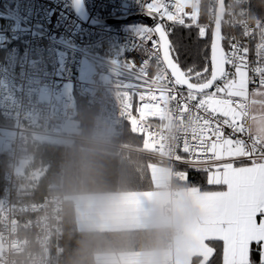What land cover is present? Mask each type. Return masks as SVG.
I'll list each match as a JSON object with an SVG mask.
<instances>
[{"label": "built area", "instance_id": "1", "mask_svg": "<svg viewBox=\"0 0 264 264\" xmlns=\"http://www.w3.org/2000/svg\"><path fill=\"white\" fill-rule=\"evenodd\" d=\"M218 1L205 0L206 18L199 21L201 0H189L199 25L212 28ZM147 2L151 0H82L88 16L83 20L75 12L73 0H0V153L5 152L8 158L0 196V264H62L63 198L59 194L36 198L35 186L45 172L33 167V159L26 153L30 144L87 142L133 150L117 141L129 128L136 136H146L148 149L137 152L166 162L171 182H185L184 170L174 169L189 167L178 159V155H185L177 151L184 132L181 122L167 114L148 117L141 109L144 103H156L141 101L140 94L158 68L166 67L152 54L157 51L152 41L159 42L156 33L152 40L136 47L140 26L130 24L144 20L112 24L90 21L146 15ZM164 2L171 5L172 0ZM153 22L160 23L166 32L183 26L166 17L153 18ZM185 23L191 21L185 18ZM145 24L153 27V23ZM222 24L229 29L225 51L230 50L229 39L235 38L250 49L249 68L258 66L255 45L258 33H264V19L250 14V0H225ZM245 32L257 34L244 37ZM128 61L135 62L136 73L144 70L139 80L135 76L118 78ZM83 63L88 65L85 74L80 71ZM226 68L234 72L231 66ZM120 81L136 85L129 90L131 109L123 107L125 89L119 87ZM259 93L264 94V86L250 83L244 96L232 97L245 129V134H237L240 138H259L251 132V103ZM155 94L159 96V92ZM77 95L95 107L89 135L83 134L76 119ZM224 131L226 136L231 134L226 127ZM182 234L181 229L172 228L167 237Z\"/></svg>", "mask_w": 264, "mask_h": 264}, {"label": "snow or ice", "instance_id": "2", "mask_svg": "<svg viewBox=\"0 0 264 264\" xmlns=\"http://www.w3.org/2000/svg\"><path fill=\"white\" fill-rule=\"evenodd\" d=\"M144 9L146 15L154 19L166 17L174 24L188 28L195 26L201 38L208 34V28L196 22L189 0H172L171 5L164 0H151L144 3ZM185 18L191 23L186 24ZM153 33L159 34V42L152 41L157 49L152 54L158 64L163 63L166 67L158 68L157 75L146 82V91L140 94L141 101L147 99L156 103H144L141 109L148 117L167 114L179 120L184 132L177 151L185 154L178 155L180 162L189 165L192 171L205 172L209 185L226 189L206 191L197 185L194 188L212 225L209 239L223 241L222 264H264V140L237 136L245 134V129L232 100L250 83L264 86V66H261L264 65V33H258L259 42L255 45L258 66L249 68V47L231 38L230 50L225 51L222 42L226 37L212 31L210 67L206 65L202 71L183 70L178 59H173L170 53L175 50L160 23L155 27L142 25L136 33L135 46L140 47L145 41L152 40ZM256 34L245 32L244 37ZM226 66L234 68V72L228 71ZM135 67L134 61L125 62L118 78L135 76L139 80L144 70L136 73ZM249 72L253 75L250 76ZM118 84L125 89L122 93L124 109H131L129 90L136 85L123 81ZM185 87L186 92L183 91ZM213 87L214 91H207ZM225 127L231 130L230 135L226 136ZM240 158H246L249 164L238 166L243 164ZM183 176L190 182L189 170H185ZM253 243L257 245L258 262L252 258ZM213 252L211 247L206 264H210Z\"/></svg>", "mask_w": 264, "mask_h": 264}, {"label": "trees", "instance_id": "3", "mask_svg": "<svg viewBox=\"0 0 264 264\" xmlns=\"http://www.w3.org/2000/svg\"><path fill=\"white\" fill-rule=\"evenodd\" d=\"M250 14L264 19V0H250ZM205 18V0H201L199 21ZM228 30L222 24L224 36L227 35ZM167 33L175 50L170 54L173 59H178L183 70L194 68L196 71H202L206 65L210 67L211 28H208V34L204 38H201L198 30L192 27L178 26ZM222 43L225 49L226 38ZM193 82H195V77H193ZM77 96L76 119L83 134L89 135L95 107L88 104L83 97ZM117 141L136 148L142 147L143 142L129 128ZM26 153L33 159V166L47 165L44 175L35 186L36 198L39 199L49 194H59L63 198L62 264H94L93 255L100 251L143 249L166 245L168 232L163 228L132 232L78 230L73 202L69 199L71 196L82 193L150 189L152 180L148 157L133 151L115 150L91 143H77L68 147L47 143H40L36 146L30 144L27 146ZM7 160V154L0 153V196ZM174 169L189 170L190 182H179L173 179V184L180 187L197 185L202 189L209 188L205 172L192 171L189 167L182 166H176ZM252 249V258L258 262L257 247L254 246ZM221 258V244L215 242V251L210 258V264H222ZM192 264H197V262L194 260Z\"/></svg>", "mask_w": 264, "mask_h": 264}, {"label": "crops", "instance_id": "4", "mask_svg": "<svg viewBox=\"0 0 264 264\" xmlns=\"http://www.w3.org/2000/svg\"><path fill=\"white\" fill-rule=\"evenodd\" d=\"M244 95L245 88L235 97ZM251 132L264 140L262 93L255 95L251 103ZM248 164L249 161H243L238 166ZM149 169L152 180L150 189L91 192L69 197L74 206L76 227L91 232L161 228L168 232L172 228H179L183 234L175 235L172 239L166 237L164 247L96 252L93 255L94 264H192L194 260L197 264H206L211 247L215 251V242L221 244L223 253V241L209 239L212 225L201 208L195 187L173 184L170 181V168L165 164H154ZM208 186L203 190H226L220 185ZM254 246L257 247L255 243L251 247Z\"/></svg>", "mask_w": 264, "mask_h": 264}, {"label": "water", "instance_id": "5", "mask_svg": "<svg viewBox=\"0 0 264 264\" xmlns=\"http://www.w3.org/2000/svg\"><path fill=\"white\" fill-rule=\"evenodd\" d=\"M224 1L225 0H219L218 1L217 7H216V14H215L214 23H213L212 28H211V34H212V31H215L217 33H222V19L224 16ZM73 6H74L75 12L78 14V16L81 19H83V20L88 19L84 5L82 3V0H73ZM135 19H141V20H144L145 22L153 23V27H155V25L158 23V22H153V18L148 16V15H145V14H130V15H126V16L110 17V18L103 19V20L91 19L90 21L92 23L112 24V23H116V22H120V21H131V20H135ZM156 35L159 39V34L156 33ZM210 48H211V39H210ZM161 54H162V49H161ZM210 56H211V52H210ZM210 56H209V59H210ZM184 89H186V87Z\"/></svg>", "mask_w": 264, "mask_h": 264}, {"label": "rangeland", "instance_id": "6", "mask_svg": "<svg viewBox=\"0 0 264 264\" xmlns=\"http://www.w3.org/2000/svg\"><path fill=\"white\" fill-rule=\"evenodd\" d=\"M135 24H138V26H142V25H146L145 24V22H143V21H141V22H131V24L130 25H135ZM87 70H88V65H87V63H83L82 64V66H81V73L82 74H85L86 72H87ZM71 89V84H68L67 85V90L69 91ZM142 140H143V142H142V147H139V148H136V147H132V146H130V145H128V144H126V143H123V142H120L121 143V145H124V146H126V147H128V148H131V149H133V150H124V149H115V150H121V151H133V152H136V153H138V154H142V153H139V152H137L136 150H139V149H148V143H147V140H146V136H141L140 137ZM77 143H87V142H76V143H73V144H68V145H64L65 147L66 146H73V145H75V144H77ZM57 145V144H56ZM142 155H144V156H146V157H148L150 160H149V167L150 166H153L154 164H165V165H167L168 166V164L166 163V162H162V161H159V160H157V159H155V158H153V157H151V156H148V155H145V154H142ZM34 167V166H33ZM34 168H36L35 170H37V171H46V168H47V165H45V166H36V167H34Z\"/></svg>", "mask_w": 264, "mask_h": 264}, {"label": "bare ground", "instance_id": "7", "mask_svg": "<svg viewBox=\"0 0 264 264\" xmlns=\"http://www.w3.org/2000/svg\"><path fill=\"white\" fill-rule=\"evenodd\" d=\"M202 18V17H201ZM187 29V28H186ZM226 36V35H225ZM78 97V96H77ZM30 147V146H29ZM68 147V146H67ZM37 152V151H36ZM38 157V156H37ZM40 162H41V160H40ZM40 166V165H39ZM35 167V166H34ZM171 183V182H170ZM175 186V185H174ZM179 187V186H178ZM65 248V247H64ZM63 262V261H62Z\"/></svg>", "mask_w": 264, "mask_h": 264}]
</instances>
